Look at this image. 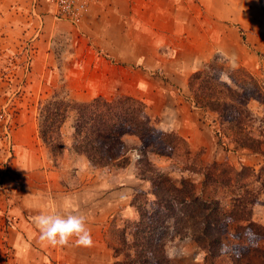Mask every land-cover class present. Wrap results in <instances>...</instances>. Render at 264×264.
I'll use <instances>...</instances> for the list:
<instances>
[{
  "label": "crops",
  "instance_id": "1",
  "mask_svg": "<svg viewBox=\"0 0 264 264\" xmlns=\"http://www.w3.org/2000/svg\"><path fill=\"white\" fill-rule=\"evenodd\" d=\"M207 5L208 0H95L78 28L43 14L45 5L32 10L29 23H20L29 27L35 70L61 77L71 99L132 96L145 103L159 128L174 130L199 149L210 144V133L188 78L216 55L239 57L233 53L240 48L236 38L233 49L227 48L229 27L215 25ZM250 41L253 46L257 35ZM46 154L37 186L11 208L14 246L31 250L29 264H113L109 222L126 208L132 185L145 181L134 174V161L123 168L95 167L69 144L56 160L47 149ZM65 197L74 204L70 213L86 218L93 246L77 245L75 236L65 246L41 242L34 217L51 205L67 215Z\"/></svg>",
  "mask_w": 264,
  "mask_h": 264
},
{
  "label": "trees",
  "instance_id": "2",
  "mask_svg": "<svg viewBox=\"0 0 264 264\" xmlns=\"http://www.w3.org/2000/svg\"><path fill=\"white\" fill-rule=\"evenodd\" d=\"M259 4L264 16V0ZM219 59L214 56L190 74L191 99L195 106L215 116L219 143L225 136L235 149L264 157V74L257 76L244 66L231 69ZM70 111L75 113V152L95 167L123 168L130 162L129 153L137 150L139 177L152 185L150 191L137 190L129 204L134 216L123 220L122 229H115L119 227L117 218L111 223L116 238L109 246L113 257H118L113 264H174L163 248L174 235L194 239L210 255L229 252L236 264H253L250 259L242 263L240 258L250 250L258 251L257 245L264 240V227L252 219L260 194L264 204V164L258 170L231 168L230 176L220 168L222 163H211L205 172L188 168L203 176L202 193L198 194L193 183L182 176L174 182L149 161L150 155L172 158L184 150L188 158L192 152L176 132L157 126L145 103L128 95L96 96L77 102L63 90H54L37 103L38 137L56 157L63 152L62 126ZM255 123L257 127H253ZM254 181L259 188H252ZM210 182L228 190L227 202H223L225 198L204 196L203 189ZM230 225L237 243L227 247L223 238ZM260 263L264 264V258Z\"/></svg>",
  "mask_w": 264,
  "mask_h": 264
},
{
  "label": "rangeland",
  "instance_id": "3",
  "mask_svg": "<svg viewBox=\"0 0 264 264\" xmlns=\"http://www.w3.org/2000/svg\"><path fill=\"white\" fill-rule=\"evenodd\" d=\"M31 6L32 0H0V264H29L30 262L31 250L18 249L14 246L11 208L15 201L35 189L38 178L41 177L37 172L38 165L43 156L46 160L48 159L46 154L48 148L40 142L37 134L38 100L50 95L54 90H63L61 77L53 78L52 73L35 70L36 58L33 53V43L27 32L29 27L26 24L24 28L20 23L21 20L29 23V14H32ZM207 6L208 17L213 19L215 25L221 23L225 28L229 27V30H225L229 43L227 48L233 49L232 44L235 38L240 45V48H236L233 53L239 56L235 57V67L232 64L233 57L218 55L219 62L231 69L244 66L255 75L262 76L264 74V34H262L264 33V16L259 0H208ZM253 34L257 35V41L251 46L250 38ZM252 107L257 108L256 103H252ZM74 117V111H70L62 126L64 144H69L71 149ZM203 118L210 133V144L207 147L193 149L184 138L192 152L188 158L184 150L172 158L149 156V161L165 173L166 177L178 182L182 176L185 181L193 183L195 191L201 194L203 176L201 172L197 173L188 168L197 170L201 168L205 172L211 163H222L224 166L220 168L225 169L230 176L231 168L240 170L242 166H249L258 170L264 164L262 155L235 149L228 137L222 136V142L219 143L215 134V129L218 127L214 120L215 116L205 112ZM257 125L258 123H255L253 127ZM49 157L51 161L57 159L50 152ZM129 158L130 162L134 161L133 172L139 177L138 151L130 152ZM142 164L139 163V167L145 168ZM251 186L257 189L259 183L254 181ZM151 189L152 185L148 180L132 185L126 208L116 212L109 222L108 246L115 243L116 238L115 230L111 231L113 219L117 218L115 223L119 226L115 229H122L123 220L134 216V210L129 204L137 190L150 191ZM203 194L209 197L225 198L223 202H227L230 195L226 188L212 182L203 189ZM262 198L260 194V202L253 207L252 219L264 227ZM223 242L227 247L231 243H237V240L233 238L232 225L229 226L227 233H224ZM109 248L111 259L113 258L111 261L117 260L118 257H113V250L110 246ZM163 248L174 264H236L229 252L216 256L210 255L190 237L180 238L174 235L165 242ZM257 249L256 252L248 251L244 258H240V262L244 263V260L250 259L253 264H261L260 261L264 258V240L257 245Z\"/></svg>",
  "mask_w": 264,
  "mask_h": 264
},
{
  "label": "clouds",
  "instance_id": "4",
  "mask_svg": "<svg viewBox=\"0 0 264 264\" xmlns=\"http://www.w3.org/2000/svg\"><path fill=\"white\" fill-rule=\"evenodd\" d=\"M233 67L235 57L232 60ZM61 207L67 215H61L56 211V206L51 205L48 211H42L40 215L34 217L37 228L40 231L41 242H47L52 246H65L70 239L75 236L76 244L84 247L93 246V239L90 231L86 227L84 216L73 215L70 209L74 207L71 197H65Z\"/></svg>",
  "mask_w": 264,
  "mask_h": 264
},
{
  "label": "built area",
  "instance_id": "5",
  "mask_svg": "<svg viewBox=\"0 0 264 264\" xmlns=\"http://www.w3.org/2000/svg\"><path fill=\"white\" fill-rule=\"evenodd\" d=\"M95 0H33L32 10L44 6L43 14H50L56 21H63L78 28L83 16Z\"/></svg>",
  "mask_w": 264,
  "mask_h": 264
}]
</instances>
